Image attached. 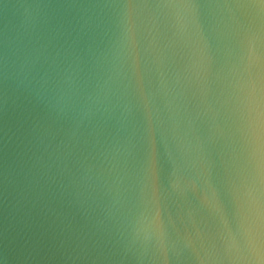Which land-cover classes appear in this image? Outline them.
<instances>
[{
  "label": "water",
  "instance_id": "95a60500",
  "mask_svg": "<svg viewBox=\"0 0 264 264\" xmlns=\"http://www.w3.org/2000/svg\"><path fill=\"white\" fill-rule=\"evenodd\" d=\"M0 264H264V0H0Z\"/></svg>",
  "mask_w": 264,
  "mask_h": 264
}]
</instances>
